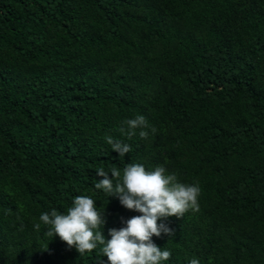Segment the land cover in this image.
<instances>
[{
  "label": "trees",
  "instance_id": "16d2710c",
  "mask_svg": "<svg viewBox=\"0 0 264 264\" xmlns=\"http://www.w3.org/2000/svg\"><path fill=\"white\" fill-rule=\"evenodd\" d=\"M129 163L201 189L162 264H264V0H0V264H106L33 224L89 196L109 240L140 213L96 171Z\"/></svg>",
  "mask_w": 264,
  "mask_h": 264
},
{
  "label": "clouds",
  "instance_id": "9594fccd",
  "mask_svg": "<svg viewBox=\"0 0 264 264\" xmlns=\"http://www.w3.org/2000/svg\"><path fill=\"white\" fill-rule=\"evenodd\" d=\"M137 129L139 137L145 140L149 138V129L153 134L156 132L144 115L123 121L119 132L131 139ZM105 140L120 158L132 151L130 145L110 135H106ZM110 173L111 178L103 168L98 169L96 175L102 179L95 183V188L103 190L108 197L116 196L121 206L140 215L127 220L125 227L119 230L110 229L109 240L105 241L101 232L104 211L99 212L96 201L89 196L74 197L66 214H59L55 209L42 213L39 222L33 224L34 230L39 231L43 224L47 237L58 236L80 256L100 246L101 254L107 258L106 264H162L169 260L171 252L156 246L152 237L162 234L173 237L174 231L158 221L173 216L181 218L189 210L198 212L201 193L198 183H181L175 173L167 174L163 166L147 171L142 164L129 163L122 173L115 166ZM189 264H199V261L192 258Z\"/></svg>",
  "mask_w": 264,
  "mask_h": 264
}]
</instances>
